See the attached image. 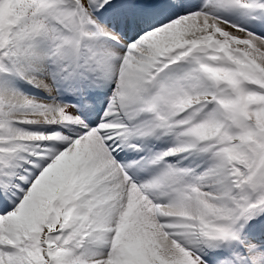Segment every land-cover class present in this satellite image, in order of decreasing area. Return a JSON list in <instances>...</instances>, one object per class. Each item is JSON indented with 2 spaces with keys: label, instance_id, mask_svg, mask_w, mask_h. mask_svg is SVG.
I'll use <instances>...</instances> for the list:
<instances>
[{
  "label": "snow or ice",
  "instance_id": "6c2138e0",
  "mask_svg": "<svg viewBox=\"0 0 264 264\" xmlns=\"http://www.w3.org/2000/svg\"><path fill=\"white\" fill-rule=\"evenodd\" d=\"M0 264H264V0H0Z\"/></svg>",
  "mask_w": 264,
  "mask_h": 264
}]
</instances>
